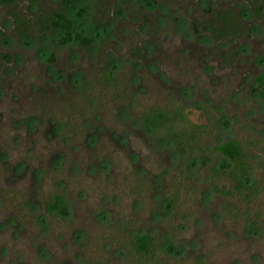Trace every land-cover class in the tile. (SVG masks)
<instances>
[{
    "label": "rangeland",
    "instance_id": "rangeland-1",
    "mask_svg": "<svg viewBox=\"0 0 264 264\" xmlns=\"http://www.w3.org/2000/svg\"><path fill=\"white\" fill-rule=\"evenodd\" d=\"M59 9L90 48L36 26L24 42L0 8V51L18 59L0 62V264H264V0H48L42 11ZM219 13L238 36L216 40ZM113 70L122 99L98 98ZM153 106L205 127L200 146L217 167L228 162L217 148L239 141L253 194L216 193L232 181L198 151L194 174L143 127ZM54 194L67 217L46 214ZM137 234L164 250L140 258L129 250Z\"/></svg>",
    "mask_w": 264,
    "mask_h": 264
},
{
    "label": "trees",
    "instance_id": "trees-1",
    "mask_svg": "<svg viewBox=\"0 0 264 264\" xmlns=\"http://www.w3.org/2000/svg\"><path fill=\"white\" fill-rule=\"evenodd\" d=\"M224 19V15H222ZM53 24L66 33L64 40H74L79 42L85 47H88L91 40L77 32L74 27V23L67 19L62 13L56 14ZM224 29L219 30V37L226 38L232 32L224 23ZM257 95L264 100V73L259 75L255 79ZM119 77L116 71L104 72L101 79L98 82V88L100 90L98 98L112 97L114 99H122L119 92ZM118 93V94H117ZM143 127L151 133H156L162 140L174 148L176 156L179 160H182L184 164L189 165L191 171L195 174L197 167L196 159H191L195 151L202 154L200 164L202 166H208V171L214 172V177L221 176L224 178L227 176L232 181V189L228 191H221L219 187H215L216 193L225 194L227 197H245L248 198V193H252L256 190L255 181H251L250 174L252 170V164L250 163V155L245 152L241 143L237 140H231L222 146L217 148V151L224 155L228 162L217 167L210 163V158L206 154L205 147L200 146V139L202 134L207 130L205 127L192 125L185 119L182 110H167L160 106H153L146 109L140 117ZM188 122L189 128L183 127L182 123ZM221 125V121L219 122ZM190 178V177H188ZM251 195V194H249ZM251 197V196H250ZM178 201V196H170L166 198L164 209L162 210V218H167L173 211ZM227 212L232 213L230 206L226 208ZM45 212L49 216L59 215L67 217L69 210L64 195L54 194L50 196L45 203ZM39 224L46 226L45 217L41 216ZM252 227L256 228V223H252ZM124 245V244H123ZM171 247V245H170ZM164 247L157 243L155 236L150 234H137L133 237L130 252L140 256L144 260H149L155 257V254L159 249ZM172 248V247H171ZM164 250V249H163ZM90 264V263H89Z\"/></svg>",
    "mask_w": 264,
    "mask_h": 264
},
{
    "label": "flooded vegetation",
    "instance_id": "flooded-vegetation-1",
    "mask_svg": "<svg viewBox=\"0 0 264 264\" xmlns=\"http://www.w3.org/2000/svg\"><path fill=\"white\" fill-rule=\"evenodd\" d=\"M45 1H48V0H0V8H3L4 10L8 12L7 19L13 25V28L14 30H16V33L20 40L23 39L24 42L31 40L32 35H33V26L34 27L36 26L44 30L51 31L54 28V29L62 31L61 28L53 24L56 14L62 13L67 19L69 18L65 15L64 11L61 9H59V11H56L53 15H52V12H49V13L43 12L42 8H43ZM23 7H25V9H23ZM255 11L256 13L258 12V14L260 15L261 13L260 10L255 9ZM230 13L228 14L219 13L218 14V23L220 24V28L214 30L215 38L218 41H221L227 38L236 37L239 34V29H237L236 23H234L233 20H231ZM222 15H224L225 17L224 19L222 18ZM224 23L227 26H229L232 32L229 36H226V38L219 37L220 35L218 33L219 30L221 31L222 29H224L223 27ZM62 32L65 33L64 31ZM0 34H4L2 30H0ZM72 41L74 40L73 39L64 40V42H72ZM92 43L93 42L91 40L90 45L86 48H90ZM17 60L18 59L16 57V54H12L10 52H5V51H0V62L4 66V68H9V67L13 68L15 63H17ZM49 60L54 61L52 56H50ZM54 216H56V214ZM43 217H45L47 221V217L45 215Z\"/></svg>",
    "mask_w": 264,
    "mask_h": 264
}]
</instances>
